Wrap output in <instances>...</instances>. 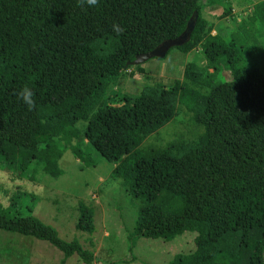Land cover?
I'll list each match as a JSON object with an SVG mask.
<instances>
[{
  "label": "trees",
  "instance_id": "16d2710c",
  "mask_svg": "<svg viewBox=\"0 0 264 264\" xmlns=\"http://www.w3.org/2000/svg\"><path fill=\"white\" fill-rule=\"evenodd\" d=\"M213 2L99 0L81 7L77 0H0V148L17 154L4 165L33 180L63 175L60 159L69 150L82 158L84 147L113 155L112 176L139 202L131 252L140 239L170 241L195 230L198 251L167 264H264V1L244 27L219 29L220 40L204 15ZM195 12L190 40L173 48H200L204 62L186 64L176 95L156 82L115 102L122 93L114 88L136 56L179 37ZM25 86L34 92L32 109L17 95ZM181 107L199 134L142 146ZM63 120L87 124L80 130ZM37 203L35 194L12 191L0 205V230L48 241L63 261L77 254L91 264L93 251L34 215ZM78 210L76 228L94 233V208L80 201Z\"/></svg>",
  "mask_w": 264,
  "mask_h": 264
},
{
  "label": "rangeland",
  "instance_id": "374dc122",
  "mask_svg": "<svg viewBox=\"0 0 264 264\" xmlns=\"http://www.w3.org/2000/svg\"><path fill=\"white\" fill-rule=\"evenodd\" d=\"M262 1L264 0H214L212 4L205 6L204 15L215 23L212 33L220 40L219 29L223 30V27L227 30L236 23V28L238 24L244 27L246 15H252L253 7ZM225 8H231V14L220 18ZM261 25L264 27V20ZM200 51L199 48L185 54L178 48H172L163 58L154 57L133 65L114 88L122 93V97H116L114 101L123 102V95L138 96L144 85L156 82L168 84V90L175 96V80L183 79L186 64L189 61H196L198 64L204 62ZM131 70L134 71L133 75L129 73ZM62 122L67 127L76 126L80 130L87 124L86 121L77 124L67 120ZM199 132L200 129L191 124L190 114L181 107L179 115L149 136L142 146L164 145L179 133L194 138ZM76 143L83 146L85 142ZM137 145V140H133L132 146ZM84 150V158L77 157L72 150L65 152L60 159V166L65 172L60 177L39 174L33 180L17 175L4 165L5 160L12 161L17 154L0 148V205L7 204L9 194L17 188L35 194L38 203L34 215L54 226L60 237L68 241L77 238L86 249L93 251L95 258L91 264H167L177 254L192 255L198 251V232L186 230L170 241L140 239L131 252L129 235L135 228L139 202L131 196L120 178L112 176L113 155L104 157L92 147H84ZM24 197L25 204L31 202V196ZM80 201L95 210L96 230L92 234L76 228ZM216 247L223 252L228 251L227 245L217 243ZM0 264L86 263L77 254L63 261V252L48 241L0 230Z\"/></svg>",
  "mask_w": 264,
  "mask_h": 264
},
{
  "label": "water",
  "instance_id": "95a60500",
  "mask_svg": "<svg viewBox=\"0 0 264 264\" xmlns=\"http://www.w3.org/2000/svg\"><path fill=\"white\" fill-rule=\"evenodd\" d=\"M194 17L195 19H190L187 29L179 37L162 42L150 52L138 54L136 58L130 63V65H138L154 57L163 58L167 55L171 48L181 46L188 42L196 25V19L198 18L197 12H195Z\"/></svg>",
  "mask_w": 264,
  "mask_h": 264
},
{
  "label": "clouds",
  "instance_id": "9594fccd",
  "mask_svg": "<svg viewBox=\"0 0 264 264\" xmlns=\"http://www.w3.org/2000/svg\"><path fill=\"white\" fill-rule=\"evenodd\" d=\"M99 0H77L79 6L83 7L84 5H88L89 7H95L98 5ZM112 30L117 34L121 35L124 32V28L119 24H113ZM20 99L23 101L25 105L28 106L29 109H32L35 105L34 92L28 86L23 87L17 93Z\"/></svg>",
  "mask_w": 264,
  "mask_h": 264
}]
</instances>
